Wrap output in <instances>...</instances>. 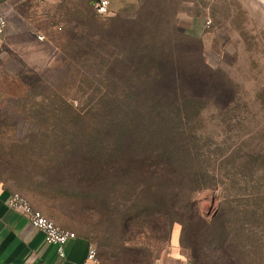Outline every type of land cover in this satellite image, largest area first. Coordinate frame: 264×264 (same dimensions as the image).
I'll use <instances>...</instances> for the list:
<instances>
[{
  "label": "rangeland",
  "instance_id": "1",
  "mask_svg": "<svg viewBox=\"0 0 264 264\" xmlns=\"http://www.w3.org/2000/svg\"><path fill=\"white\" fill-rule=\"evenodd\" d=\"M197 1L193 8L186 0H120L105 16L74 1L53 19L57 51L44 67L0 58V177L19 193L51 197L52 221L88 240L98 264H154L179 231L168 223L160 234L143 222L155 191L146 190L139 169L117 176L108 169L112 142L124 129L116 118L154 94L138 87L144 79L132 72L135 51L164 57L183 77L197 78L200 60L206 67L203 87L189 94L207 96L191 130L204 151L208 188L191 199L206 221L223 211L229 239L238 243L235 264H264V16L224 15L215 50H205L202 35L182 29L212 26L206 0ZM66 160L76 167L66 168ZM93 175L91 185L79 181Z\"/></svg>",
  "mask_w": 264,
  "mask_h": 264
},
{
  "label": "trees",
  "instance_id": "2",
  "mask_svg": "<svg viewBox=\"0 0 264 264\" xmlns=\"http://www.w3.org/2000/svg\"><path fill=\"white\" fill-rule=\"evenodd\" d=\"M130 57L135 60L131 63L132 72L144 79L138 87L150 88L154 94L141 99L140 109L116 118V125L124 129L112 142L108 169L116 176L125 173L126 168L141 171L146 190L155 191L154 200L143 208V222L148 226L154 224L160 234L168 223L179 226L178 244L188 251L192 264H235L231 253L238 243L229 239L223 211L206 221L191 199L193 192L208 188L203 184L206 176L200 161L204 151L195 144L196 135L191 130L207 96L189 94L203 87L200 77L206 67L200 60L197 78H189L169 67L162 56L135 51ZM139 101L129 99L130 104ZM80 162L91 167V161ZM63 165L68 169L76 167L69 160ZM99 165V171L103 170V165ZM97 179L98 175H93L79 181L91 185ZM115 183L118 184L117 178Z\"/></svg>",
  "mask_w": 264,
  "mask_h": 264
},
{
  "label": "crops",
  "instance_id": "3",
  "mask_svg": "<svg viewBox=\"0 0 264 264\" xmlns=\"http://www.w3.org/2000/svg\"><path fill=\"white\" fill-rule=\"evenodd\" d=\"M78 0H0V15L6 19V28L0 36V58L7 56L19 68H42L57 51L55 37L57 27L53 19L62 15L60 8L66 9L67 5ZM92 3L93 0H86ZM113 5L120 0H108ZM126 0H124L125 2ZM190 7H199L201 2L186 0ZM204 15L213 21L208 32L204 22L190 24L183 27V32L191 37L203 36L205 50H215L210 47L214 44V36L218 33L220 20L232 15L234 12L248 13L252 18H257L258 13L264 16V0H206L203 3ZM240 13V14H241ZM239 15V14H234ZM243 19V17L240 15ZM59 28V29H58ZM209 28V26H208ZM37 35L44 37L39 41ZM0 177V264H83L86 261L90 247L88 240L76 236L65 247V257L57 255L56 247L44 241L43 234L34 229L27 220L6 205L11 193H19L15 187L3 182ZM31 205L50 220L57 221L50 212L53 200L46 193L38 196L30 192L19 193ZM58 222V221H57ZM175 246L162 254L154 264H192L182 254L178 245V235ZM87 264H98L91 261Z\"/></svg>",
  "mask_w": 264,
  "mask_h": 264
},
{
  "label": "built area",
  "instance_id": "4",
  "mask_svg": "<svg viewBox=\"0 0 264 264\" xmlns=\"http://www.w3.org/2000/svg\"><path fill=\"white\" fill-rule=\"evenodd\" d=\"M92 5L96 15H107L109 11L108 0H96L92 2ZM208 24L209 23H207V25ZM6 25V19L0 15V36L3 35ZM37 39L39 41H44V37L41 35H37ZM6 205L9 209L24 217L34 229L40 231L44 236L45 243L56 247L58 257H65L64 247L69 241L76 238L77 235L74 232L58 226L40 211L36 210L31 203L19 193H11L7 198ZM89 261L97 263L95 250L91 246L89 247L86 261L83 264H87Z\"/></svg>",
  "mask_w": 264,
  "mask_h": 264
}]
</instances>
